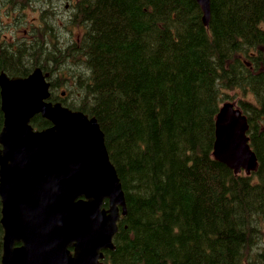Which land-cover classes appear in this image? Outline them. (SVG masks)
<instances>
[{
    "label": "trees",
    "instance_id": "16d2710c",
    "mask_svg": "<svg viewBox=\"0 0 264 264\" xmlns=\"http://www.w3.org/2000/svg\"><path fill=\"white\" fill-rule=\"evenodd\" d=\"M14 2L0 0V75L41 68L64 87L57 62L35 60L63 38L71 75L89 83L52 100L98 120L123 183L128 213L100 264H264V0H210L208 26L196 0H50L61 3L33 23ZM235 91L256 100L240 102L259 163L250 176L213 153ZM1 210L0 197V264Z\"/></svg>",
    "mask_w": 264,
    "mask_h": 264
},
{
    "label": "water",
    "instance_id": "95a60500",
    "mask_svg": "<svg viewBox=\"0 0 264 264\" xmlns=\"http://www.w3.org/2000/svg\"><path fill=\"white\" fill-rule=\"evenodd\" d=\"M196 1L208 26L210 0ZM47 76L41 68L25 78L0 75L2 263L99 264L103 252L115 248L120 207L127 214L125 195L97 119L51 102ZM37 116L52 126L35 130ZM248 132L247 117L225 103L217 115L214 156L236 174L258 168ZM89 188L87 208H93L86 212ZM105 199L109 208L102 210Z\"/></svg>",
    "mask_w": 264,
    "mask_h": 264
},
{
    "label": "rangeland",
    "instance_id": "374dc122",
    "mask_svg": "<svg viewBox=\"0 0 264 264\" xmlns=\"http://www.w3.org/2000/svg\"><path fill=\"white\" fill-rule=\"evenodd\" d=\"M32 1L33 2H28V0H17V2H14L13 4L15 6L27 8V11L24 14V16L27 18V21L30 23H33L34 21L41 18L42 8H45L47 10L50 3H55V4L61 3V2H50V0H32ZM2 14L4 15V11H2ZM7 14H10V11ZM44 16L46 17L47 15L45 14ZM47 20L49 25H52L50 16H48ZM4 21H6L5 18ZM24 28H25L24 24L21 27L17 28L16 35L18 37H21L23 35ZM60 42H61L60 47L55 46L53 48H50L48 45H46L43 42L41 45L43 50L37 51L35 55V60L40 59L41 61L44 60L43 62H46L48 64H56V62L58 64L59 70L57 73V79H58L57 83L62 84L64 87L52 90V95L54 99H56L55 98L56 96L65 97L70 89L76 88V86L79 84L83 90L84 87H86V85L89 83L87 82V79L75 80L74 77L71 75L72 74L71 70L74 68V64L73 61L68 59L69 57L65 55L66 53L65 50H67L68 45L65 43L63 38H61ZM44 52H51V53L44 54ZM242 101L246 103H256V100L252 94L243 93L241 91H235L229 93V96H224V99L221 103V107L225 103H233L236 107L240 108V102Z\"/></svg>",
    "mask_w": 264,
    "mask_h": 264
},
{
    "label": "flooded vegetation",
    "instance_id": "af4514ba",
    "mask_svg": "<svg viewBox=\"0 0 264 264\" xmlns=\"http://www.w3.org/2000/svg\"><path fill=\"white\" fill-rule=\"evenodd\" d=\"M118 173V172H117ZM124 218V217H123ZM123 218H121L120 220L122 221V219ZM1 225H2V210H1ZM2 228H3V225H2ZM3 232H4V228H3ZM5 235V234H4ZM3 249H4V236H3ZM105 253H106V251H105ZM3 264V263H2Z\"/></svg>",
    "mask_w": 264,
    "mask_h": 264
},
{
    "label": "bare ground",
    "instance_id": "6f19581e",
    "mask_svg": "<svg viewBox=\"0 0 264 264\" xmlns=\"http://www.w3.org/2000/svg\"><path fill=\"white\" fill-rule=\"evenodd\" d=\"M68 124H69V123H68ZM88 136H89V135H88ZM61 139H63V138H61ZM56 140H57V139H56ZM58 140H59V139H58ZM60 142H61V141H60ZM64 142H65V141H64ZM61 144H62V143H61ZM68 145H69V143H68ZM50 146H51V145H50ZM60 146H61V145H60ZM58 147H59V146H58ZM62 147H63V145H62ZM64 147H65V146H64ZM67 147H68V146H67ZM70 148H71V147H70ZM65 149H66V148H65ZM76 153H77V152H76ZM76 153H75V154H76ZM75 154H74V155H75ZM70 156H71V154H70ZM72 157H73V156H72Z\"/></svg>",
    "mask_w": 264,
    "mask_h": 264
}]
</instances>
